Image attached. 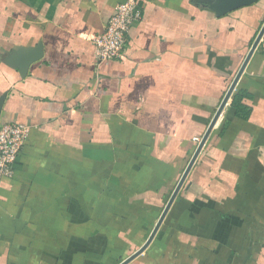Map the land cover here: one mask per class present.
Returning <instances> with one entry per match:
<instances>
[{
    "label": "crops",
    "instance_id": "obj_1",
    "mask_svg": "<svg viewBox=\"0 0 264 264\" xmlns=\"http://www.w3.org/2000/svg\"><path fill=\"white\" fill-rule=\"evenodd\" d=\"M124 1L0 0V124L31 126L0 180V264L136 251L264 23V0L223 16L200 0H140L123 57L97 63L92 39ZM36 45L24 76L3 62ZM128 264H264V33Z\"/></svg>",
    "mask_w": 264,
    "mask_h": 264
},
{
    "label": "built area",
    "instance_id": "obj_2",
    "mask_svg": "<svg viewBox=\"0 0 264 264\" xmlns=\"http://www.w3.org/2000/svg\"><path fill=\"white\" fill-rule=\"evenodd\" d=\"M142 19L140 0L118 4L103 31L92 39L95 61L119 60L127 49V35ZM31 126L19 122L0 124V180L12 175L13 163L28 138Z\"/></svg>",
    "mask_w": 264,
    "mask_h": 264
},
{
    "label": "water",
    "instance_id": "obj_3",
    "mask_svg": "<svg viewBox=\"0 0 264 264\" xmlns=\"http://www.w3.org/2000/svg\"><path fill=\"white\" fill-rule=\"evenodd\" d=\"M204 6L207 7L210 11H212L216 16H223L226 13L239 8L241 6H246L249 4H252L256 2L257 0H200ZM264 33V23L262 27L260 28L258 34L256 35L253 43L250 46V49L248 53L245 56L244 61L242 62L241 66L239 67L237 73L235 74L233 80L231 81L228 89L226 90L218 108L216 109L208 127L206 128V131L204 132L203 136L201 137L194 153L192 154L190 160L188 161L182 175L180 176L173 192L171 193L169 199L167 200L163 210L161 211V214L159 215L154 227L152 228L150 234L148 235L145 242L133 253H131L128 257L123 259L118 264H128L130 261H132L134 258H136L140 253H142L145 248L151 243L153 240L158 228L160 227L161 223L163 222V219L165 218L171 204L173 203L179 189L181 188L186 176L188 175L193 163L195 162L199 152L201 151L205 141L207 140L209 134L211 133L214 125L216 124L217 120L219 119L220 115L222 114L223 109L228 103V100L231 96V94L234 91V88L237 84V81L239 77L241 76L249 58L251 57L252 53L256 49L259 40L261 39L262 35ZM41 47L40 45H36L33 48H27V49H16L12 50L8 55L3 57V62L7 64L10 67L17 68L21 74V76H24L27 72V69L29 65L39 59L41 57ZM5 93H3L0 96V111L1 107L5 98Z\"/></svg>",
    "mask_w": 264,
    "mask_h": 264
},
{
    "label": "trees",
    "instance_id": "obj_4",
    "mask_svg": "<svg viewBox=\"0 0 264 264\" xmlns=\"http://www.w3.org/2000/svg\"><path fill=\"white\" fill-rule=\"evenodd\" d=\"M231 105L236 109L237 114L245 117L247 115L246 106L241 103L240 93L233 96L231 100Z\"/></svg>",
    "mask_w": 264,
    "mask_h": 264
},
{
    "label": "rangeland",
    "instance_id": "obj_5",
    "mask_svg": "<svg viewBox=\"0 0 264 264\" xmlns=\"http://www.w3.org/2000/svg\"><path fill=\"white\" fill-rule=\"evenodd\" d=\"M195 141L197 142V145H198V143H199L200 140L198 141V140L195 138ZM196 147H197V146H196ZM160 214H161V213H160Z\"/></svg>",
    "mask_w": 264,
    "mask_h": 264
}]
</instances>
